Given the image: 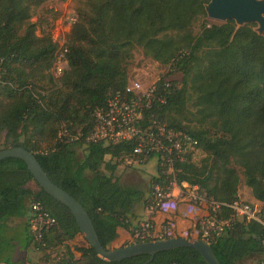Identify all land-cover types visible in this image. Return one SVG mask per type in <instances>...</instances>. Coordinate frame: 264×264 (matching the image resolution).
<instances>
[{
  "label": "trees",
  "instance_id": "trees-1",
  "mask_svg": "<svg viewBox=\"0 0 264 264\" xmlns=\"http://www.w3.org/2000/svg\"><path fill=\"white\" fill-rule=\"evenodd\" d=\"M48 1L0 0V151L32 152L50 179L85 208L105 249H111L118 228L129 227L136 205L152 206L156 187L166 190L173 180L197 186L209 201L234 205L244 178L264 211V37L255 25L211 22L205 9L210 0H76L78 20L66 36L68 68L56 79L51 70L59 45L32 22ZM138 50L170 67L158 79L166 103L151 113L196 138L205 155L198 163H176L175 175L165 174L167 167L157 163L147 189L125 186L116 176L122 160L133 157L134 142L88 140L95 110L106 106L111 91L129 84ZM176 74L182 81L169 79ZM166 79L170 88L165 91ZM30 181L25 162L0 161V229L9 219L27 218L28 204L41 201L59 223L45 235L47 249L57 248V256L42 249L45 261L145 264L150 259L139 255L109 263L90 245L76 249L82 253L78 259L69 245L81 233L74 215L39 186L37 192L28 189ZM218 213L225 219L233 211L222 206ZM24 230L26 248H37L30 218ZM211 247L220 264L248 259L261 264L264 226L239 221ZM1 257L0 252V262ZM148 264L207 263L195 250L178 248Z\"/></svg>",
  "mask_w": 264,
  "mask_h": 264
},
{
  "label": "built area",
  "instance_id": "built-area-1",
  "mask_svg": "<svg viewBox=\"0 0 264 264\" xmlns=\"http://www.w3.org/2000/svg\"><path fill=\"white\" fill-rule=\"evenodd\" d=\"M78 15L70 13L67 18V33L77 22ZM66 36L54 39L59 45L53 74L59 78L67 70L68 62L66 54ZM4 59L0 57V85L2 80ZM67 66V67H65ZM55 72V73H54ZM169 79H166L164 90L170 88ZM159 81L150 85H144L141 81H130L124 90L111 91L105 107L97 108L94 112V131L88 138L91 142H104L107 144H119L134 142V158L153 157L157 163L167 167L164 172L167 175H175L176 163L194 162L195 155L200 151L199 141L192 135L169 128L151 111L159 110L166 103V98L159 89ZM177 189L178 195L174 197ZM176 198L180 203H185L197 208L207 207L204 215L195 219L194 231L198 240L211 245L221 238L227 231L233 229L234 225L241 221L245 223L258 222L264 226V211L260 202H248L240 200L234 205H226L207 200L199 191L197 186L189 183L177 184L173 180L166 190L156 187L153 204L150 206L152 215L168 209L171 201ZM222 206L229 207L233 213L228 218H220L219 211ZM30 227L33 234L34 244L39 252L46 249L48 255L54 258L53 249H47L45 235L51 230L59 227V223L44 204L39 200L30 202ZM80 238L74 246H71L74 255L80 259L82 253L79 250L88 246L87 241L80 233ZM178 233L174 219L167 220L161 230H156L152 221L148 220L139 224L133 233L134 243L156 242L170 238H177ZM191 234L187 233V237ZM60 258H56L58 262ZM261 264H264V260Z\"/></svg>",
  "mask_w": 264,
  "mask_h": 264
},
{
  "label": "water",
  "instance_id": "water-1",
  "mask_svg": "<svg viewBox=\"0 0 264 264\" xmlns=\"http://www.w3.org/2000/svg\"><path fill=\"white\" fill-rule=\"evenodd\" d=\"M205 9L209 20L222 23L234 21L238 28L255 25V32L264 37V0H210ZM8 158L25 162L33 175L34 182L48 195L70 209L84 239L101 260L117 263L139 255H148L150 259L145 263L148 264L161 252L190 248L198 252L207 264H220L211 245L193 238L177 237L156 242L134 243L116 249H105L85 208L77 199L50 179L32 152L20 147L1 150L0 161Z\"/></svg>",
  "mask_w": 264,
  "mask_h": 264
},
{
  "label": "rangeland",
  "instance_id": "rangeland-1",
  "mask_svg": "<svg viewBox=\"0 0 264 264\" xmlns=\"http://www.w3.org/2000/svg\"><path fill=\"white\" fill-rule=\"evenodd\" d=\"M76 7V0H49L34 12L32 22L38 25L39 32L46 31L48 33H51L54 39L64 38L65 35H68L66 31L68 26L67 18L69 17L70 13L74 12L77 14ZM210 21L217 24L222 23L219 21ZM39 32L38 34H40ZM53 71L54 67L51 70L52 74ZM169 72V66H163L151 60L150 58L145 57L142 51L138 50L135 52L134 59L132 60L130 65L129 80H139L144 85H150L151 83L158 81L160 77L167 75ZM53 76L54 78L58 79L54 74ZM169 79L182 81V75L176 74ZM204 156V153L202 151H199L194 157V162L198 163L201 159L204 158ZM150 164H156V160L152 159L150 161ZM143 166L145 165L137 163L134 157H128L122 160L120 168L121 183L125 186L147 189V186L150 183L151 179L155 176L150 175L147 170H142ZM240 193L243 198L252 195V190L246 186L244 178L242 179V183L240 186ZM244 201L249 202V200L246 199ZM6 223L0 229V237L2 239L0 244V252L2 255L0 264H5L8 262L22 264L23 261L18 262L17 260L16 262L15 258H18L19 254L24 257L27 256V241L25 230L20 228H14L10 230L9 228H7ZM53 250L57 252L58 249L54 248ZM56 252L54 253L56 254ZM29 263L51 264L38 255L31 259V262ZM242 264H258V262L254 259H248Z\"/></svg>",
  "mask_w": 264,
  "mask_h": 264
},
{
  "label": "crops",
  "instance_id": "crops-1",
  "mask_svg": "<svg viewBox=\"0 0 264 264\" xmlns=\"http://www.w3.org/2000/svg\"><path fill=\"white\" fill-rule=\"evenodd\" d=\"M109 159V158H107ZM135 161L139 164H143L145 166L142 167V170H147V172L152 175V176H157L158 173V165L157 162L156 164L152 165L150 164V161L146 162H141L137 158H135ZM122 164V163H121ZM121 164L118 166L117 171H116V176L120 179V168ZM27 188L37 192L39 191L38 185L34 181H30L27 184ZM178 195L177 189L174 191V197ZM239 197L240 200H249V202H256L257 200L253 197V195H249V197L243 198L240 190H239ZM30 203L28 204V215L27 218H12L10 219L7 223L6 226L7 228L11 229H24L25 224L27 223V219L30 218L31 216V211H30ZM207 212V207L201 206L200 208L185 204V203H180L177 201L176 198H174L171 201V205L168 209H165L161 212H158L154 215H152V210L150 209V206H147L145 203H141L136 205L133 215L130 217L129 220V227L128 228H123L120 227L118 228V237L117 239L111 244L110 248L111 249H116V248H121L125 247L131 244H134L133 240V232L136 227L139 226L140 223L145 222V221H152L154 227L156 230H161L164 223L169 220V219H174L176 223V229L178 233V237H187V233L191 234V238L196 239L197 238V233L194 231V225H195V219L199 215H204ZM80 237L77 236L73 241L69 242L71 246H74L76 241ZM33 247V248H32ZM26 254L27 256L24 257L21 254H19L18 258H15V261L17 262H22V264L27 263L30 264L31 259H33L35 256H40L42 257L41 253L36 250L34 245H31L29 248L26 249ZM40 254V255H39ZM22 258V260H21ZM20 259V260H19ZM10 264H17L15 262H10Z\"/></svg>",
  "mask_w": 264,
  "mask_h": 264
}]
</instances>
